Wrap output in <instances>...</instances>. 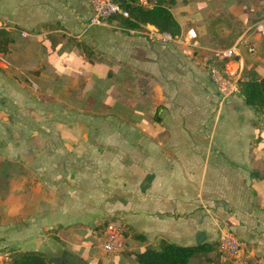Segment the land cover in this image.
Returning <instances> with one entry per match:
<instances>
[{
  "label": "crops",
  "instance_id": "crops-1",
  "mask_svg": "<svg viewBox=\"0 0 264 264\" xmlns=\"http://www.w3.org/2000/svg\"><path fill=\"white\" fill-rule=\"evenodd\" d=\"M170 11L180 32L162 41L154 25L118 18L85 30L87 0H0V179L15 166L17 183L26 170L51 188L0 198L8 254L42 251L9 248L37 231L69 264H138L162 239L215 242L190 264H264V114L238 91L221 96L208 74L246 36L255 52L238 45L228 68L264 76V0H175ZM107 222L144 238L104 253ZM226 230L245 245L240 259L218 250Z\"/></svg>",
  "mask_w": 264,
  "mask_h": 264
},
{
  "label": "trees",
  "instance_id": "trees-1",
  "mask_svg": "<svg viewBox=\"0 0 264 264\" xmlns=\"http://www.w3.org/2000/svg\"><path fill=\"white\" fill-rule=\"evenodd\" d=\"M121 7L128 10L129 16H116L121 24L136 27L140 24L154 25L161 32H169L173 36L179 34L180 25L170 11L175 0H156L152 7H144L135 4L137 0H114ZM227 60L213 57L209 64L222 67ZM238 93L242 96L246 105L256 112L264 114V76H241L237 80ZM108 222L104 225L105 229ZM125 236L143 239L144 236L133 227L121 226ZM215 242H202L197 245H179L160 240L156 247L145 248L136 253L138 264H190L191 258L212 249ZM219 250V249H218ZM4 264H52L50 257L44 251L31 249L11 250Z\"/></svg>",
  "mask_w": 264,
  "mask_h": 264
},
{
  "label": "built area",
  "instance_id": "built-area-1",
  "mask_svg": "<svg viewBox=\"0 0 264 264\" xmlns=\"http://www.w3.org/2000/svg\"><path fill=\"white\" fill-rule=\"evenodd\" d=\"M90 5V15L87 19L85 30L94 25L108 26L116 16L128 17V10L121 7L114 0H87ZM138 4L142 6H149L148 0H138ZM188 37L196 38V31L194 28L187 30ZM159 38L162 41H170L175 38L169 32H161ZM238 45H244L247 51L251 54L255 52V46L242 36L236 44L217 54L220 60H227L222 67H217L214 64H209L208 74L216 87L217 92L223 96L228 97L237 92V72H233L228 68L229 61L235 56ZM218 247L221 256L224 260L240 259L245 251L244 243L235 236L231 231H223L218 237ZM101 248L104 253H118L125 248V237L120 227L107 225L104 233V238L101 243ZM8 253H0V264H4L8 259Z\"/></svg>",
  "mask_w": 264,
  "mask_h": 264
},
{
  "label": "rangeland",
  "instance_id": "rangeland-1",
  "mask_svg": "<svg viewBox=\"0 0 264 264\" xmlns=\"http://www.w3.org/2000/svg\"><path fill=\"white\" fill-rule=\"evenodd\" d=\"M17 171L18 170L16 169L15 166H11L8 168L5 177L0 179V198H51L49 196V194H51V188L49 189L43 186H39V187L36 186L34 180H36L37 177H35L29 171L26 170L22 171L23 176L21 179H19V182L17 183L15 179H12L13 177L12 174L17 173ZM109 225L118 226L121 228V226L116 223L109 222L108 226ZM6 237L7 235H3V237L0 240ZM11 237H13L15 240H14V245H12L13 242L11 241L12 247L9 248H15V246H18L17 244L18 241H28L25 243L22 242L24 243V245L21 243L19 244V246L33 247L36 244H38L41 247L42 251H44L46 254L49 255V257H51V246L50 244L47 245L46 237H44L42 233L38 235L36 231L34 235H29V236H23V235L10 236V240L13 239ZM0 253L2 254L7 253V250L4 247H0Z\"/></svg>",
  "mask_w": 264,
  "mask_h": 264
},
{
  "label": "water",
  "instance_id": "water-1",
  "mask_svg": "<svg viewBox=\"0 0 264 264\" xmlns=\"http://www.w3.org/2000/svg\"><path fill=\"white\" fill-rule=\"evenodd\" d=\"M0 92H1V88H0ZM0 101H1V98H0ZM198 242H200V241H198ZM50 260H51L52 264H69L67 262L61 261V259L59 257H50Z\"/></svg>",
  "mask_w": 264,
  "mask_h": 264
}]
</instances>
